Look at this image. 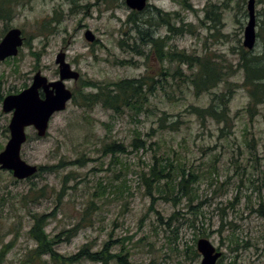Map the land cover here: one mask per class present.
<instances>
[{"label":"rangeland","instance_id":"1","mask_svg":"<svg viewBox=\"0 0 264 264\" xmlns=\"http://www.w3.org/2000/svg\"><path fill=\"white\" fill-rule=\"evenodd\" d=\"M237 1L187 0L190 6L185 9L180 0H148V8L177 11L185 24H192L193 34L173 36L170 44L187 54H220L234 67L240 48L247 50L242 45L246 0L241 5ZM210 2L218 4L220 12L216 28L204 18ZM9 3L0 13L7 15L10 9L9 18L0 17V39L5 27H18L25 41L15 57L0 61L2 99L27 87L37 70L48 80L58 79L55 57L61 50L70 67L79 72L77 80L63 81L73 92L93 91L84 89L83 81L108 84L137 78L146 70L156 76L164 67L175 68L176 63L165 60L160 67L161 61L148 51L145 57L118 45L121 38L129 41L135 34L126 23L131 10L124 0H74L76 6L71 0ZM148 8L139 16L146 17ZM255 12L258 36L249 51L260 53L264 50V0H255ZM85 28L99 41L88 42ZM157 31L160 36L166 34L165 27ZM124 58L130 63H119ZM178 65L185 74L197 69ZM243 76V70L236 69L228 78L233 87L228 103L233 127L225 137L219 136L221 124L211 118L201 123L188 108L207 105L210 95H195L187 85L179 91V80L171 77L163 84L171 97L158 90L148 95L146 109L138 113L124 110L118 115L100 103L87 108L71 99L64 110L52 115L44 136L27 127L21 158L29 164L55 167L25 179L0 169V264H28L27 253L35 247L28 234L31 215L43 213L45 231L62 238L55 245L62 254L74 253L85 242L96 249L111 240V250L126 251L129 264H200L196 241L203 237L221 252L215 264H264V104L257 105L253 114L246 111L250 98L241 85ZM2 99L3 149L11 113L2 111ZM162 116L165 122L177 121L178 129L160 128ZM136 132L143 146L132 145ZM111 140L123 144L117 158L102 153L103 144ZM159 153L180 157L201 172L190 197L179 192L175 200L159 198L144 183L141 174ZM99 181L107 185L104 194ZM41 187L42 193L37 190ZM177 211V218H169ZM79 222L75 235L66 240L63 229ZM35 264L40 261L36 259Z\"/></svg>","mask_w":264,"mask_h":264},{"label":"trees","instance_id":"2","mask_svg":"<svg viewBox=\"0 0 264 264\" xmlns=\"http://www.w3.org/2000/svg\"><path fill=\"white\" fill-rule=\"evenodd\" d=\"M9 1L11 0H0V13L2 9H8ZM244 1L241 0L239 5ZM180 3L185 9L190 6L187 0H180ZM217 7L218 4L210 2L204 9V18L212 21V25L209 26L213 28H216L220 23V12ZM153 11L154 13H150L146 17H140V12L138 11H130L127 15L126 23H130V27H133L132 30L135 34L129 36V41L121 38L118 41V45L121 48L126 47L129 51L136 54H143L145 57L148 54L149 56L154 55L161 63L163 60L169 63H176L175 68L164 67L158 71L156 76L149 74L146 70L144 74L137 78H123L108 84L91 80L83 81L82 87L93 91H74L72 101L87 108L100 103L103 108L110 109L118 115L124 110L138 113L143 108L146 109L145 104L148 103V95H153L158 90H163L167 97H171L167 89H164L163 84L169 83V77L171 79L176 78L179 80L177 83L179 91H183L182 86L187 85L188 87H192L195 95L200 93H208L210 95L207 105L199 106L192 104L188 108L201 123H203L204 119L211 118L217 124H221L219 136L225 137L233 127L228 108V103L233 92L232 83H230L228 78L233 71L242 69L244 73L241 85L245 87L250 98L246 111L253 114L257 105L264 104V50L260 53H251L249 50L241 47L238 52V61L234 64V67L232 66V62H227L220 54H187L183 49L180 50L176 45L170 44L169 40L173 36L185 32L193 34L192 24H185L177 11H163L159 8H155ZM5 13L7 15L0 14V17L9 18L10 9ZM178 20L181 21L179 25H177ZM201 22L204 21L201 19ZM159 26L166 28L164 36L155 35L156 30L154 28L156 29ZM6 30L7 27H5L3 33ZM256 36H258V32H256ZM145 51H148V54ZM119 63L129 64L130 61L124 58L119 60ZM178 64L186 65L188 69H191L195 65L197 69L190 74H185ZM163 66L162 63L161 67ZM222 85L223 88L217 90ZM233 85L238 86L236 83ZM0 99H2L1 96ZM165 116L160 117V128H168L171 131L177 130V121L165 122ZM4 131H7L6 127ZM139 135V132H136L132 140L133 146L139 147L144 145V140H141ZM247 145L249 148L251 147V144ZM1 149L2 145L0 143ZM101 149L104 155L110 154L113 158H117L124 151L123 144L115 140L105 142ZM116 161L120 163V160ZM54 167V165L38 166V171H43V169L51 171ZM147 168L148 171L141 174L147 187L153 188V191L157 193L159 198L172 200L176 199V195L179 192L190 197L193 193V184L198 180L201 173L195 167L185 164L180 157H170L169 154L164 153L154 154L153 161ZM98 186L101 189V193L104 194L107 185L99 181ZM37 190L42 193L43 187ZM29 191H32V188ZM149 193L151 194V192ZM91 203L94 202L91 201ZM178 213V211L173 212L169 218H177L176 215ZM31 216L32 224L28 230V234L34 240L35 247L27 253L25 261H28V264H35L36 259L40 261V264H45L49 260L54 264H83L84 262H89V264H129L125 258L126 251H122V249L111 250V240L104 241L101 247L96 249H93L90 243L85 242L74 253L62 254L55 249V245L62 238L58 234L51 235L45 231L47 225L46 214H32ZM79 225L80 222L74 227L63 229L62 232L66 240L75 235ZM2 251L4 252V250ZM193 252L197 254L196 250H193ZM44 255L48 256V260L42 259Z\"/></svg>","mask_w":264,"mask_h":264},{"label":"water","instance_id":"3","mask_svg":"<svg viewBox=\"0 0 264 264\" xmlns=\"http://www.w3.org/2000/svg\"><path fill=\"white\" fill-rule=\"evenodd\" d=\"M130 10L142 11L147 0H124ZM248 19L243 29L242 45L251 50L256 42L255 0H246ZM84 38L92 42L95 35L90 29L85 30ZM23 36L17 27L9 28L0 39V61L18 54ZM59 78L49 80L38 70L32 76L29 86L17 93H10L2 99V111L11 112L8 123L9 136L0 150V169L11 171L17 179H25L37 172V165L29 164L20 156L22 144L27 140L26 128L32 127L38 137L46 134L49 120L55 112L65 109L72 97V91L64 85L65 79L77 80L79 73L65 60L64 52L56 54ZM40 91L43 93L40 96ZM196 249L201 254L200 264H215L221 252L206 238H198Z\"/></svg>","mask_w":264,"mask_h":264},{"label":"flooded vegetation","instance_id":"4","mask_svg":"<svg viewBox=\"0 0 264 264\" xmlns=\"http://www.w3.org/2000/svg\"><path fill=\"white\" fill-rule=\"evenodd\" d=\"M71 2L73 3L74 6H76L75 3H74V0H71ZM148 6H149V3L146 5L145 8H148ZM155 8H157V7H155V6H150V8H148V10H149V14H150V13H154L153 10H154ZM86 29H87V28H85V30H86ZM157 29H158V28H156V29L154 28V30H156L155 35H159V32L157 31ZM90 30H91V29H90ZM92 32H93V31H92ZM93 33H94V32H93ZM95 41L98 42V41H99L98 38H95V40H94L93 42H95ZM146 54H147V53H146ZM152 56H153V58L156 59V57H154V55H152ZM158 61H159V60H158ZM160 67H161V66H160ZM40 95H42V92H41V91H40Z\"/></svg>","mask_w":264,"mask_h":264}]
</instances>
